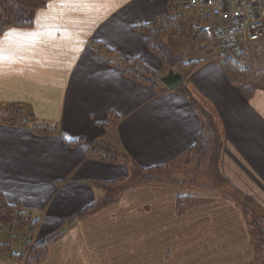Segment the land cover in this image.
<instances>
[{
  "label": "crops",
  "instance_id": "0c3cea01",
  "mask_svg": "<svg viewBox=\"0 0 264 264\" xmlns=\"http://www.w3.org/2000/svg\"><path fill=\"white\" fill-rule=\"evenodd\" d=\"M36 3L31 27L0 36V105L22 110L0 121V195L39 220L32 244L59 235L41 264H255L257 244L232 194L247 197L264 218V89L245 97L217 62L219 50L189 61L202 62L195 69L184 65V83L173 91L127 73L126 60L137 59L168 74L141 28L175 16L179 5L188 9L183 0ZM208 28L200 30L201 49L213 40ZM263 55L264 43L242 57L251 64ZM207 114L223 140L220 169L230 191L129 187L114 205L82 216L104 197L100 185L125 184L133 165H185ZM105 146L125 159L106 160ZM181 198L191 199L182 216ZM0 264L26 259L4 254Z\"/></svg>",
  "mask_w": 264,
  "mask_h": 264
},
{
  "label": "trees",
  "instance_id": "16d2710c",
  "mask_svg": "<svg viewBox=\"0 0 264 264\" xmlns=\"http://www.w3.org/2000/svg\"><path fill=\"white\" fill-rule=\"evenodd\" d=\"M188 8V7H187ZM189 9V8H188ZM33 25L32 17L26 7L18 5L14 0H0V36L9 28H29ZM147 37V44L149 48L155 53L167 67L172 66L174 63H181L192 67L193 69L199 67L201 61L185 62L180 57L174 56L171 52L169 45L165 42V37L170 35H177L179 31V17L168 15L159 19L151 25L141 28ZM192 35L194 32H191ZM202 32L197 33L201 39ZM99 48L105 49L103 46L98 45ZM244 55V54H243ZM243 55L226 54L222 55V66L227 75L232 81H238L245 78L249 74V69L241 61ZM129 70L128 74L135 80L153 87L162 86L163 75L153 71L147 65L137 59L126 60ZM241 90L245 97H252L254 90L246 84L241 85ZM22 115V110L15 106L2 107L0 105V121L8 119H18ZM213 117L209 114L206 115V123L203 130L197 138L196 144L191 149L190 155L185 163V170L182 172V177L176 176L175 170L164 167H153L144 169L138 165H133L131 177L125 184L107 183L102 185L105 191L104 197L88 207L82 216L94 215L103 209L114 205L122 192L129 187H139L147 185H161L173 183L174 185L181 186H194L202 189H217L222 191H230L227 178L222 174L220 165L223 153V140L219 132L213 128ZM39 133H46L50 131L48 128H37ZM106 150L104 158L111 162H117L125 157L109 146L103 147ZM197 162L202 172L205 174L207 183L200 181V177L194 172L189 170L190 165ZM198 181H196V178ZM181 178V179H180ZM191 178L193 182L188 181ZM204 178V177H203ZM241 202L243 213L250 224L251 228L257 234V247L260 253L264 255V218L257 215L255 206L251 204L247 197L234 192ZM190 198L178 199L177 212L180 216L187 212L190 205ZM39 226V220L34 219L31 215L24 212L22 209L16 208L9 204L3 195H0V232L3 230H24L28 228L30 238L24 242L25 254L19 256L13 254L11 245L0 243V256L7 254L12 260L24 261L26 264H41L48 256L51 245L59 238V235L52 236L46 240L32 244V239L36 234ZM11 242V241H10ZM25 258V259H24Z\"/></svg>",
  "mask_w": 264,
  "mask_h": 264
},
{
  "label": "rangeland",
  "instance_id": "374dc122",
  "mask_svg": "<svg viewBox=\"0 0 264 264\" xmlns=\"http://www.w3.org/2000/svg\"><path fill=\"white\" fill-rule=\"evenodd\" d=\"M14 1L18 5H21L22 7L26 6L27 10L29 12L32 11L33 7H35L37 5V3H36L37 0H14ZM38 1H40V0H38ZM183 1H185V0H183ZM177 7H178V9H176L177 11L174 14H175V16L179 17V31H178L177 35H175V36L170 35V36L165 37V41L169 45V48H170L171 52L173 53V55L179 56L185 62H189L191 60H197V59L199 60L200 58L207 56L208 53H210V51L217 52L219 50L217 62L218 63L222 62L223 58L221 57L222 55L220 53V47H218L219 44H218V46H216L217 45L216 42L214 44V33L213 32L217 31V28L214 27V23L213 22L206 23L204 21L199 22L196 19V15H195L194 11L182 8V7H180V5ZM193 20L195 21V23H192ZM207 28H208V30L211 31L209 39L212 40V38H213V40L209 41V43L206 44V46L208 45V47L201 49V46L203 44L199 42V38L196 39V37H198L197 33L200 30L207 29ZM192 31L194 32L193 35L191 33ZM260 56L261 55L256 53L253 55V58L258 59ZM243 58L244 57H241V61L244 63L245 66L248 67L249 74L245 78L239 79L237 83L240 85L246 84V85L250 86L252 89H258V90L264 89V78L259 76V74H261V73L264 74V55L257 62H254L251 64L249 63V60H244ZM169 70L177 71L179 74H182L183 77L188 72L187 71L188 69L186 70L184 65H182L181 63H174L172 66H170L166 69L167 72ZM234 82H236V81H234ZM213 128L216 129L215 125H213ZM102 149L104 150V148H102ZM187 159H186V161H187ZM177 166H174V168H172L177 173L176 176H178V177L184 176V175H182V172H183V170L186 169L184 167L185 165L181 164V165H177ZM189 170H191V171L194 170V172L200 177V181L203 183H207L206 178H205V174H204V172H202L203 170H201V168H200L199 164H197V162L191 164ZM188 181L193 182V180H191V178H188ZM196 181H198L197 178H196ZM100 186L102 187V185H100ZM232 195L240 201V199L237 196H235L234 194H232ZM233 196H231V197H233ZM119 198H122V194H120ZM249 227H250L251 233L254 237V240L257 241V238H258L257 234L251 228L250 224H249ZM28 230H29L28 228H26L24 230H8V229L3 230L0 232V243L6 245L7 242H9V240H10L11 242L9 244L12 246V250H11L12 253L13 254L20 253V252L23 253L24 252V242L27 238H30ZM259 251L260 250L257 247V255L258 256H257L255 264H264V255L259 253ZM236 264H242V261L238 260L236 262Z\"/></svg>",
  "mask_w": 264,
  "mask_h": 264
},
{
  "label": "built area",
  "instance_id": "2783aa9c",
  "mask_svg": "<svg viewBox=\"0 0 264 264\" xmlns=\"http://www.w3.org/2000/svg\"><path fill=\"white\" fill-rule=\"evenodd\" d=\"M185 5L216 24L221 55H243L264 43V6L257 0H185Z\"/></svg>",
  "mask_w": 264,
  "mask_h": 264
},
{
  "label": "water",
  "instance_id": "95a60500",
  "mask_svg": "<svg viewBox=\"0 0 264 264\" xmlns=\"http://www.w3.org/2000/svg\"><path fill=\"white\" fill-rule=\"evenodd\" d=\"M162 83L168 90H176L184 83L182 75L173 70H169L168 74L162 77Z\"/></svg>",
  "mask_w": 264,
  "mask_h": 264
},
{
  "label": "snow or ice",
  "instance_id": "6c2138e0",
  "mask_svg": "<svg viewBox=\"0 0 264 264\" xmlns=\"http://www.w3.org/2000/svg\"><path fill=\"white\" fill-rule=\"evenodd\" d=\"M61 2L62 3H70V2H79V0H61ZM37 15H39V13ZM5 35H7V34H5ZM2 43H3V41L0 40V44H2ZM2 59H3V50H2V48H0V60H2Z\"/></svg>",
  "mask_w": 264,
  "mask_h": 264
}]
</instances>
